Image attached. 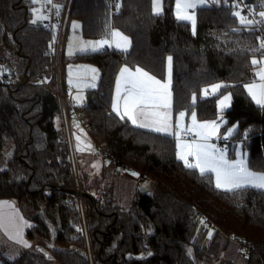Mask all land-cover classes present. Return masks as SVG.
Returning a JSON list of instances; mask_svg holds the SVG:
<instances>
[{
  "label": "trees",
  "instance_id": "16d2710c",
  "mask_svg": "<svg viewBox=\"0 0 264 264\" xmlns=\"http://www.w3.org/2000/svg\"><path fill=\"white\" fill-rule=\"evenodd\" d=\"M161 1L162 12L155 14L152 0H120L113 19L110 0L75 1L72 20L80 22L84 38L109 39L117 29L131 43L126 52L107 48L72 59L100 72L97 90L87 92L79 109L81 121L94 147L154 183L152 192H134L129 210L81 183L92 196L83 201L95 262L199 264L224 257V264H264V190L217 189L213 174L201 175L177 159L173 138L135 127L112 110L122 67L138 66L164 81L171 56L175 115L194 111L199 121H216L217 102L229 94L224 127L236 126L229 155L242 143L248 167L264 172V107L244 87L255 80L252 59L264 57L259 34L233 15L236 5L227 2L234 0L199 8L195 30L177 19L176 0ZM33 7L32 0H0V201L17 202L32 222L27 239L42 241L47 251L25 250L2 264H88L59 102L42 86L51 74L49 33L32 23ZM213 84L223 87L203 97ZM223 237L242 243L243 262L228 257Z\"/></svg>",
  "mask_w": 264,
  "mask_h": 264
},
{
  "label": "snow or ice",
  "instance_id": "6c2138e0",
  "mask_svg": "<svg viewBox=\"0 0 264 264\" xmlns=\"http://www.w3.org/2000/svg\"><path fill=\"white\" fill-rule=\"evenodd\" d=\"M153 12L161 11L160 0H152ZM205 0H176V16L179 20L191 21L193 30H195V11L194 9L199 4H203ZM34 5L31 9L33 13L32 23L48 19L43 13V8L46 4L51 3V0H32ZM235 7V5H233ZM57 9L59 6H56ZM120 5L117 4L116 8L119 9ZM57 14L59 12L57 11ZM233 15L239 18L242 25H251L252 20L243 16L240 11H234ZM259 15L264 17V12ZM74 22V27H75ZM55 27V26H53ZM109 39H102L98 41H87L80 44V51L86 50L87 46H92L93 50L102 47L104 44L111 46L115 43L117 48H127L129 40L128 37L123 35L117 29H111ZM70 44V54H71ZM260 47L264 49V40L261 41ZM252 64L255 66L261 64L262 66L257 71L256 75L259 82H253L244 85L252 100L261 107H264V57L258 61L255 57L252 59ZM171 69L172 57H168V72L169 78L166 81H161L155 76L150 75L141 67H136L133 71L125 66L120 69V75L116 79V94L112 100V110L120 119L127 117L133 125L141 128H150L159 133H167L175 135L176 139V156L177 159L184 162V166L189 169H198L201 175L211 172L215 176V187L225 191H234L237 189L252 187L264 190V172H255L248 167V164L241 153L237 151L236 159H228L226 153L216 147L215 144L210 143V139L217 135L220 125L215 120L197 121L196 113L192 112L191 125L184 129L183 118L185 112L181 111L175 122V132H173V125L171 123L172 113V93L169 90L171 83ZM92 73L97 70L90 69ZM71 75V73H70ZM96 77L93 75L92 80L95 81ZM69 83H72L69 80ZM79 86V85H78ZM95 87V83L90 85ZM212 91L215 92L221 87L219 84L210 86ZM207 95V89L203 90ZM195 100V95L193 96ZM230 96H224L218 101V106L223 109L227 107ZM223 122V121H221ZM233 128L227 130V135H230ZM184 133L194 132L195 137L192 141L181 140V130ZM79 139V137L77 138ZM189 157L193 158L194 162H190ZM132 175H138L133 172ZM7 205L11 212L5 213L3 206ZM27 225V221L18 215V211L14 205L6 201H0V229L7 231L9 228L15 231V236L10 238L18 239L25 247L28 243L22 239L23 227ZM211 235V233H209Z\"/></svg>",
  "mask_w": 264,
  "mask_h": 264
},
{
  "label": "rangeland",
  "instance_id": "374dc122",
  "mask_svg": "<svg viewBox=\"0 0 264 264\" xmlns=\"http://www.w3.org/2000/svg\"><path fill=\"white\" fill-rule=\"evenodd\" d=\"M64 1L65 0H58V2L60 3H63ZM227 3L228 5H231V4L234 5L235 1L227 2ZM209 5H210L209 2H206L205 6H209ZM39 6L40 5H35V7H39ZM46 8L47 6L45 5L43 10ZM195 19H196V16H195ZM74 22L76 25L75 27H74ZM189 23H191V21H189ZM79 27H80V24L76 20H72L71 25H70V30H69V37L67 40V42H69V40L73 38V41L71 43V46H72L71 49L74 48V45H73L75 43L74 35L81 34ZM83 40H84L83 36L80 35V37L77 40L78 48H80V44L82 43ZM88 52H91V51H88ZM70 55L71 54H67V64L73 63L70 61H72L74 57H70ZM257 60L260 61L261 58ZM256 73L257 71L255 70V80L253 82L258 83L259 80H258ZM69 93H70V89H69ZM226 95L229 96V94H226ZM227 109H229V106L223 108V110H227ZM224 119L225 118L223 117V112H221L219 119L216 120V122L220 125L218 132L222 133L223 136H228L231 138L235 132L236 127L233 129L230 135H227L226 134L227 130L229 128H233V126L224 127V124H225ZM75 120L76 119L74 118V115H73L72 119L70 120V123L72 124L73 129H76V126H77V123ZM183 134L186 136L187 141H192L194 138H196L194 132H188L187 134H185L183 130ZM211 143L214 144L215 142H211ZM235 147H236V151L234 154V158L236 159V153L237 151H239L241 153L242 158L247 160V154H246L243 144L236 143ZM227 157L231 159V157L233 156H227ZM189 159H190V162H193V160H191L193 159L192 157H189ZM100 162H102L103 166L100 165ZM77 163H78V171L80 172V186L82 183L84 190H88L91 193L96 192L95 190H93L94 187H98L96 195L98 193L99 196L100 195L103 196L104 198H106V200H111L115 203H119V207L122 210L124 209L129 210L132 200L134 198L135 191H138V190L140 191V189L148 187L149 192H152L154 188L153 182L143 180L140 177H137V175H132V173L128 170L127 167L115 164L111 158L103 154L100 151V149H98L97 147H94V150H92L91 148L90 150L81 152V154L78 155ZM105 166H106V169L105 171H103V167ZM245 188H252V187H245ZM7 202L13 204L14 208H17V211L19 212L20 217H23V219L27 221V225L24 226L22 230V239L26 241L29 246L25 247L24 244L19 242L18 239L10 238L12 236H15V231L13 229L9 228L7 231H5V229H0V257H1L0 264L4 263L5 261L14 262L18 257H20L23 254L25 250L31 249L35 251L36 249L40 251L39 249H41L42 251L46 252L47 249L42 245V241H30L27 239L26 232L32 225V222L29 220V217L22 214L16 201H7ZM4 211L8 213V212H11L12 209L8 211L4 209ZM221 241L223 243H226L225 251L227 252L228 257H230L231 259H233L234 261L238 263H241L245 260L244 254L241 251V250H244L241 247L242 243H240L239 241L235 239L229 240L225 237L221 238ZM90 248H91L92 253L94 254L93 248H92L91 236H90ZM86 252H87V245H86ZM221 258H223V261H224V257H221ZM223 261L222 262L219 261L217 263L216 261H214V259H212V261L208 263L202 262V261H199L198 263L199 264H224Z\"/></svg>",
  "mask_w": 264,
  "mask_h": 264
},
{
  "label": "built area",
  "instance_id": "2783aa9c",
  "mask_svg": "<svg viewBox=\"0 0 264 264\" xmlns=\"http://www.w3.org/2000/svg\"><path fill=\"white\" fill-rule=\"evenodd\" d=\"M75 1L76 0H65L63 3H59L57 2V0H51V3L46 4L47 8L43 10L44 15L48 17V19L42 21V25L45 30L49 33V42L46 54L51 62V74L44 81L42 86H44L49 91L53 92L58 99L61 119L63 122L68 144L69 159L71 162L72 172L75 181V190L77 192H82L80 187V177L77 163L78 154L70 123V114L72 106L71 100L68 97V90L65 79V52L70 25L72 22ZM234 1L237 11H240L243 16L253 21L251 25H246L249 30L255 34H259L260 38L264 40V17H261L259 15L260 12H264V0ZM207 2H209V6H212L214 4L220 3L221 0H207ZM117 4L120 5V0H110L112 19L119 14V9L116 8ZM57 5L59 6L58 9L56 7ZM57 11L59 12V14H57ZM4 77V73L0 72V78ZM4 82L9 83L8 80H4ZM85 102L86 100L84 101V103ZM78 117L81 119L80 113ZM231 144L232 140L226 137L215 142L216 147L220 150H223L226 154L231 151ZM129 171L131 173L134 172L133 169ZM77 199L82 221L84 239L87 245L88 264H96L94 254L92 253L90 248V234L89 228L87 226L83 197L77 195Z\"/></svg>",
  "mask_w": 264,
  "mask_h": 264
},
{
  "label": "crops",
  "instance_id": "0c3cea01",
  "mask_svg": "<svg viewBox=\"0 0 264 264\" xmlns=\"http://www.w3.org/2000/svg\"><path fill=\"white\" fill-rule=\"evenodd\" d=\"M57 2H58V0H57ZM206 2H207V0H205V2L203 4L197 5V7L194 9L195 13H196V11L199 8L205 7ZM160 4H161V11L154 12L155 14H161V12H162V1L161 0H160ZM175 15H176V8H175ZM182 21H187V20H182ZM77 22L80 24L79 21H77ZM79 28H80V33H81V24H80ZM80 35L82 36V33ZM80 35L79 34H75L74 35L75 43L73 44L74 48L71 49L70 57H75L76 55L80 54V52L81 53H96V52H100V51H102L104 49H107V48H109V49L116 48V49H119L121 51H125L126 52V51L130 50V47H131V43L129 41L128 46H127L126 49L125 48H117L115 43H112L111 46H109L108 44H104L102 47H99L96 50H93L92 46H87L86 50L80 51L79 48H78V44H77V40L80 37ZM83 39L84 40L82 42H87V41H93L94 42V41L102 40V39H87V38H84V37H83ZM109 40H111V37L109 38ZM72 41H73V38H71V40H69V42H67L68 44H67L66 52H65L66 53L65 54L66 60H67V54H70V44L72 43ZM88 51H91V52H88ZM70 62H72V61H70ZM261 66H262L261 64H257L255 70L258 71L259 67H261ZM92 68L96 69L97 71L95 73H92L90 71V69H92ZM132 70L134 71L135 69H132ZM70 73H71V75H70ZM166 74H167L166 75V79L164 81L168 80V78H169L168 64H167V73ZM93 75H95V77H96L95 81L92 80ZM119 75H120V72H119ZM171 76H172V72H171ZM65 79H66V85H67V90H68V97L71 100V106H72L71 107V114H70L71 118H70V120L72 119V116L74 115V118L76 119L75 121L77 123L76 129H73L72 124H71V128H72V131H73V136H74V141H75V145H76L77 154H81V152L90 150L91 148H92V150H94V143L91 140V138H90V136H89V134H88V132L86 130L85 125L83 124L81 119L78 117V115H79V112H80L79 111L80 107L84 104L87 92L97 90V87H98V84H99V79H100V72L98 71V69L96 67H94L92 65H89V64L74 63V62L72 64L71 63H69V64L66 63ZM69 80H71L72 83H69ZM92 83H95V87H91L90 86ZM219 85H221V87L219 89H217L215 92L212 91L211 87L206 88L208 94L205 95L204 91H203V93H202L203 97H210V96H214V95L218 94L220 92L221 88L223 87V84H219ZM171 88L172 87H171V83H170L169 90L172 93ZM69 89H70V93H69ZM115 94H116V85H115V89H114V95ZM224 96H226V94L223 95V97ZM221 99H222V97L218 101H220ZM227 106H229V108L231 107V97H230V100L228 101ZM218 110H219L220 113L226 111V110L221 109L219 106H218ZM171 113H172L171 123L173 125V132H175V130H176L175 129V122H176V119H177L179 114L175 115V113H174V110H173V96H172ZM114 114H116V113L114 112ZM191 117H192V114H187L185 112V116H184L183 121H182L184 129L188 128L191 125V122H192ZM124 119L132 124V122L127 119V117H125ZM197 121H199V120L197 119ZM133 126L138 127L137 125H133ZM138 128H141V127H138ZM141 129L171 137V138L174 139L175 144H176V139H175V135L174 134L173 135H169L167 133H159V132H156V131H154V130H152L150 128H141ZM78 137H79V139H77ZM181 137H185V138H181V140H186L187 141L186 136L183 134V129L181 130ZM225 137L226 138H230L228 136H223L222 133H219L217 131V135L213 136L210 139L209 142L210 143L211 142H216L217 140H221V139H223ZM226 155L227 156H231V155H229V153L226 154ZM232 156L233 157H231V159H235L234 155H232ZM191 160H193V159H191ZM246 162H247V160H246ZM100 165L103 166L102 162H100ZM207 173H211V172H207ZM211 174H213V173H211ZM9 204H11V203H9ZM11 205H13V204H11ZM4 209H6V211L11 210L7 205L3 206V210ZM15 209L17 210V208H15ZM18 215L20 216L19 212H18Z\"/></svg>",
  "mask_w": 264,
  "mask_h": 264
},
{
  "label": "water",
  "instance_id": "95a60500",
  "mask_svg": "<svg viewBox=\"0 0 264 264\" xmlns=\"http://www.w3.org/2000/svg\"><path fill=\"white\" fill-rule=\"evenodd\" d=\"M41 21H38L37 22V25L38 26H41ZM5 70L6 71H8V74H9V76H13V72H12V69L9 67V65H6L5 66ZM140 193L141 194H145L146 193V189L145 188H142V189H140ZM73 194H75L76 196L77 195H80V196H82L83 198H90V199H92V196L91 195H89V194H87V193H83V192H77L76 190L75 191H73Z\"/></svg>",
  "mask_w": 264,
  "mask_h": 264
}]
</instances>
